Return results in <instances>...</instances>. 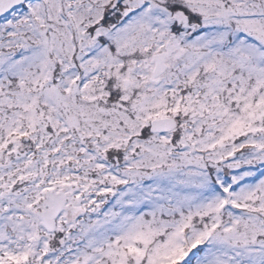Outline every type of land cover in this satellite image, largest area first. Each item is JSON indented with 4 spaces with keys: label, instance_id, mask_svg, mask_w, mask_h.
Wrapping results in <instances>:
<instances>
[{
    "label": "snow or ice",
    "instance_id": "6c2138e0",
    "mask_svg": "<svg viewBox=\"0 0 264 264\" xmlns=\"http://www.w3.org/2000/svg\"><path fill=\"white\" fill-rule=\"evenodd\" d=\"M0 264H264V0H0Z\"/></svg>",
    "mask_w": 264,
    "mask_h": 264
}]
</instances>
